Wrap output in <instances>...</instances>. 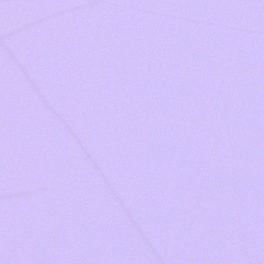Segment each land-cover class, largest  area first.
<instances>
[{
	"label": "water",
	"instance_id": "95a60500",
	"mask_svg": "<svg viewBox=\"0 0 264 264\" xmlns=\"http://www.w3.org/2000/svg\"><path fill=\"white\" fill-rule=\"evenodd\" d=\"M0 264H264V0H0Z\"/></svg>",
	"mask_w": 264,
	"mask_h": 264
}]
</instances>
